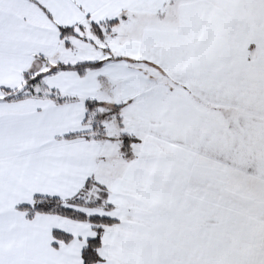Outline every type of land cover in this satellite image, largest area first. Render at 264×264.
<instances>
[{"label": "snow or ice", "instance_id": "1", "mask_svg": "<svg viewBox=\"0 0 264 264\" xmlns=\"http://www.w3.org/2000/svg\"><path fill=\"white\" fill-rule=\"evenodd\" d=\"M0 264H264V0H0Z\"/></svg>", "mask_w": 264, "mask_h": 264}]
</instances>
